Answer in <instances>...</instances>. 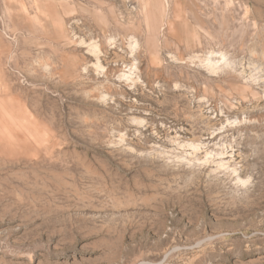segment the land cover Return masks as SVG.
<instances>
[{"label": "rangeland", "instance_id": "1", "mask_svg": "<svg viewBox=\"0 0 264 264\" xmlns=\"http://www.w3.org/2000/svg\"><path fill=\"white\" fill-rule=\"evenodd\" d=\"M0 264H264V0H0Z\"/></svg>", "mask_w": 264, "mask_h": 264}, {"label": "bare ground", "instance_id": "2", "mask_svg": "<svg viewBox=\"0 0 264 264\" xmlns=\"http://www.w3.org/2000/svg\"><path fill=\"white\" fill-rule=\"evenodd\" d=\"M220 56H222V58H223V60H224V64L225 65H227L228 64V61H227V59L225 58V55H220ZM98 59V58H97ZM230 64V63H229ZM230 66V65H229ZM206 68L208 69V70H210V71H216L217 69H218V66L216 65V64H213L212 63V61H210V60H207L206 61ZM220 68V67H219ZM190 147L191 148H193V150H198V146L197 145H190ZM224 162V161H223ZM221 163H222V161H221ZM224 164V163H223ZM226 165H227V163H226ZM222 166V165H221Z\"/></svg>", "mask_w": 264, "mask_h": 264}]
</instances>
